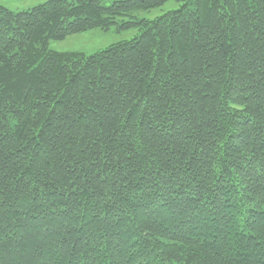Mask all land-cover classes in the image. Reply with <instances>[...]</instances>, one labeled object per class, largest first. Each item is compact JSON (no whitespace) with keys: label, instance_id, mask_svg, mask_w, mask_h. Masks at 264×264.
Instances as JSON below:
<instances>
[{"label":"trees","instance_id":"obj_1","mask_svg":"<svg viewBox=\"0 0 264 264\" xmlns=\"http://www.w3.org/2000/svg\"><path fill=\"white\" fill-rule=\"evenodd\" d=\"M0 264H264V0L0 3Z\"/></svg>","mask_w":264,"mask_h":264},{"label":"rangeland","instance_id":"obj_2","mask_svg":"<svg viewBox=\"0 0 264 264\" xmlns=\"http://www.w3.org/2000/svg\"><path fill=\"white\" fill-rule=\"evenodd\" d=\"M44 0H0V3L7 8L18 11L30 8ZM178 4L169 1L160 8L143 9L129 12L125 17H118V21L125 19H146L152 20L169 10L175 9ZM137 35L135 28L128 31H119L118 28L112 27L108 31L92 29L82 33L68 36L62 41L52 42L50 48L59 52H81L86 55L101 50L118 41H126Z\"/></svg>","mask_w":264,"mask_h":264}]
</instances>
